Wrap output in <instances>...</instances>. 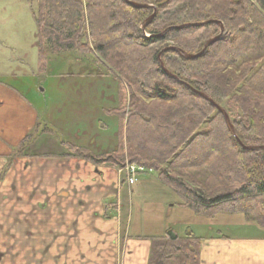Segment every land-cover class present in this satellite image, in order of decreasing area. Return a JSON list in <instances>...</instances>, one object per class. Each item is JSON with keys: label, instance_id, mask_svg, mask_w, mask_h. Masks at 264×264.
I'll use <instances>...</instances> for the list:
<instances>
[{"label": "trees", "instance_id": "16d2710c", "mask_svg": "<svg viewBox=\"0 0 264 264\" xmlns=\"http://www.w3.org/2000/svg\"><path fill=\"white\" fill-rule=\"evenodd\" d=\"M30 1L37 4L40 62L48 53H97L124 98L108 111L121 121L114 153L95 155L66 143V156L97 166H144L158 172L182 206L242 213L264 226V150H243L223 114L183 83L223 107L245 145L264 146V0H131L157 9L145 30L153 7L125 0ZM213 19L223 22L225 34L192 60L164 49L198 53L219 34L218 24L155 37L170 26ZM160 53L181 82L162 69ZM201 243L193 232L168 231L153 239L148 264H200Z\"/></svg>", "mask_w": 264, "mask_h": 264}, {"label": "crops", "instance_id": "0c3cea01", "mask_svg": "<svg viewBox=\"0 0 264 264\" xmlns=\"http://www.w3.org/2000/svg\"><path fill=\"white\" fill-rule=\"evenodd\" d=\"M37 41L36 62L0 69V264H148L153 239L193 232L176 229L174 215L188 217V207L156 175L129 185L121 168L66 156V143L95 155L113 151L118 117L100 105L112 100L105 88L99 95L108 97L94 99L92 108L85 101L96 113L86 122L95 127L74 122L68 110L63 115L65 105L50 107L48 94L63 88L48 85L61 70L42 68ZM79 92L98 95L89 87L69 89L72 104ZM133 187L144 208L149 202V220L134 213ZM193 234L202 239L200 264H264V234Z\"/></svg>", "mask_w": 264, "mask_h": 264}, {"label": "rangeland", "instance_id": "374dc122", "mask_svg": "<svg viewBox=\"0 0 264 264\" xmlns=\"http://www.w3.org/2000/svg\"><path fill=\"white\" fill-rule=\"evenodd\" d=\"M36 10V1L0 0V69H5L7 67L9 71H11L14 66V69L17 65L21 66L22 62H27L28 64L29 62L34 63L37 61L38 52H36V47L34 46L38 39V25L35 18ZM147 36L150 35L147 34ZM46 59L47 62H45V64H41L42 68L48 64L49 70H61V79L51 80L48 87L63 88L62 92H59V96L48 94L49 105L50 107H55L54 103L56 102L58 104H62L63 106L65 105L64 107L61 106L64 110L63 115H65L67 110L73 112L75 117L73 120L74 122H83L86 124V127L89 128L93 126L92 124L88 126L89 123H87L86 120L88 122L89 119L94 120L96 113L93 109L86 107L85 101H89L92 108L94 99L107 98L108 96H105V94L104 96L99 95L102 90L105 91L104 88L107 89L105 92L109 96L111 94L112 99L106 102L103 101V104H100L108 109L106 113L109 114V110L122 106V101L124 98L122 99L121 96L119 80L109 73V66L103 62V59L97 53H82L78 50H72L69 53H48ZM6 60H11L15 63L17 62V64H7ZM80 74H82V77ZM87 74L90 77H88ZM75 87H89L91 89H97L98 95L97 97H95V95L92 97L91 95H86L87 92H79L78 95L80 96H72L73 101H76L77 99L79 101L81 99L79 102L73 103L77 105L74 106L70 101L71 97H69L67 91L69 89H75ZM34 88L37 87L34 86ZM56 96L58 97L55 98ZM119 119V117L118 120L116 119L118 122V129H120L121 124ZM103 122L109 125L110 129L112 130L114 123L111 121V119H105ZM118 129H116V133H118ZM108 133L110 134L112 131ZM114 137L118 141V135ZM116 148L117 146L113 151L105 154L114 153ZM81 149L84 150V148ZM98 155H103V153ZM110 167L120 169L118 166ZM154 174L159 175L158 172L149 170L142 176V178H150ZM152 185H155V181L151 182V188L148 190V194H145L149 197H154L155 195L154 186ZM136 189L137 187H133L135 192L132 199L134 204V213L140 216L139 218L143 221L149 220V202L147 201L145 204L146 207L144 208L142 203H139L140 200L138 201V198H136ZM150 192H154V194L151 195L149 194ZM140 196L139 198L142 199ZM166 198L168 197L165 196L164 199ZM153 211L154 210H152V213ZM174 217L177 220L176 229L180 233H183L187 226L189 231H193L198 236L204 235L211 237L222 234L240 237L243 235L247 236L264 234V226L258 224L255 221L248 220L242 213L219 211L216 214H206L197 213L193 209L188 208V217H185L183 214L181 216L179 214L176 216L174 215Z\"/></svg>", "mask_w": 264, "mask_h": 264}, {"label": "water", "instance_id": "95a60500", "mask_svg": "<svg viewBox=\"0 0 264 264\" xmlns=\"http://www.w3.org/2000/svg\"><path fill=\"white\" fill-rule=\"evenodd\" d=\"M125 1H126L128 4L133 5V6L136 7V8H149V7H153V6H151V5H147V4L136 3V2L131 1V0H125ZM153 8H154V12H153V14L147 19L145 25L142 27L143 30L146 28V26L149 24V22H150V21L154 18V16L156 15V11H157V10H156V7H153ZM207 23H216V24H218V25L220 26V33H219L217 36H215V37L209 39V40L205 43V45L203 46V48H202V50H201L200 52H198V53H193V54H191V53H186V52H184L182 49H180V48H178V47H176V46H170V47L164 49V50H174V51H177V52H178L179 54H181L184 58L192 60V59H195V58H198V57L202 56V55L206 52V50L208 49V47H210L212 44H214L215 42H217L218 40H220V39L223 37V35L225 34L226 29H225V26H224V24H223L222 21H220V20H214V19H213V20H208V21H205V22H194V23H186V24H182V25H178V26H170V27H168L166 30H164L163 32H161L160 34L155 35V37H163V36H164L169 30H171V29H183V28H188V27H198V26H202V25L207 24ZM164 50H163V51H164ZM163 51H162V52H163ZM161 54H162V53L159 54L158 58H159L160 66L162 67V69L165 71V73H166L168 76H170V77H172L173 79H176V80H178V81L181 82V80H180L178 77H176V76H175L174 74H172L168 69H166L164 63H163L162 60H161V56H160ZM183 83H184L187 87H189L192 91H194L195 93H197L198 95H200V96L203 97L204 99H206V100H208L209 102H211V103H212V104L218 109V111L221 112V113L223 114V116H224V118H225V120H226V123H227V126H228L229 130H230L231 133L235 136V138L237 139L239 145L241 146V148H242L243 150H253V151H255V150H264V146L245 145V144L241 141V139L236 135V132H235V129H234V125L232 124L231 119H230V117H229L227 111H226L223 107H221L220 105H218L214 100H212V99H211L208 95H206L205 93L200 92V91L194 89V88H193L191 85H189L188 83H185V82H183Z\"/></svg>", "mask_w": 264, "mask_h": 264}, {"label": "built area", "instance_id": "2783aa9c", "mask_svg": "<svg viewBox=\"0 0 264 264\" xmlns=\"http://www.w3.org/2000/svg\"><path fill=\"white\" fill-rule=\"evenodd\" d=\"M121 171L124 173L127 183L134 185L148 172V169L141 165L126 163Z\"/></svg>", "mask_w": 264, "mask_h": 264}, {"label": "flooded vegetation", "instance_id": "af4514ba", "mask_svg": "<svg viewBox=\"0 0 264 264\" xmlns=\"http://www.w3.org/2000/svg\"><path fill=\"white\" fill-rule=\"evenodd\" d=\"M123 180H124V181H126V178H125V177H123ZM0 259H1V258H0Z\"/></svg>", "mask_w": 264, "mask_h": 264}]
</instances>
